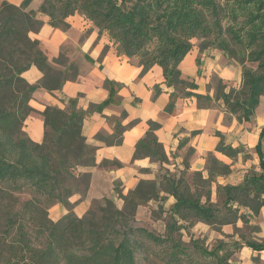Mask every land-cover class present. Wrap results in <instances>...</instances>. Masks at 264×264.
Returning <instances> with one entry per match:
<instances>
[{
	"label": "trees",
	"instance_id": "16d2710c",
	"mask_svg": "<svg viewBox=\"0 0 264 264\" xmlns=\"http://www.w3.org/2000/svg\"><path fill=\"white\" fill-rule=\"evenodd\" d=\"M31 2L0 3V264H137L142 239L171 248L162 251L168 254V264H203L200 258L209 264L210 260L233 264L229 257L242 242H222L208 249L192 239L191 249L184 250L173 239L132 227L128 220L137 206L170 195L171 211L178 219L208 225L245 222L241 208L256 214L264 204L263 158L260 172L249 171L234 185L219 184L216 176L228 173L229 166L209 153L206 177L201 171L184 170L176 178L164 173L158 182L141 179L127 194L119 195L122 209L112 199H104L98 215L90 208L82 217L49 218L48 209L71 193L75 168L94 164V149L81 135L85 111L46 106L36 112L29 105L37 88L58 89L67 77L28 33L40 26L37 13L47 15L48 23L62 30L69 27L67 17L78 13L99 35H107L118 55L141 65L142 72L153 65L162 68L164 82L173 90L169 108L178 95L194 96L199 107L220 103L238 121H247L264 96V0H42L36 11L27 9ZM194 39L201 51L214 47L238 63L240 82L213 77V96L192 92L197 85L181 76L178 63ZM32 65L43 73L35 84L21 76ZM159 90L156 85L155 92ZM33 113L43 119L41 142L23 130ZM156 127L149 122V130L136 143L134 158L147 155L168 161L153 133ZM216 150L229 157L238 152L223 140ZM256 150L262 156L259 145ZM212 183L216 196L223 197L221 205L211 201ZM248 244L256 247L254 242Z\"/></svg>",
	"mask_w": 264,
	"mask_h": 264
},
{
	"label": "crops",
	"instance_id": "0c3cea01",
	"mask_svg": "<svg viewBox=\"0 0 264 264\" xmlns=\"http://www.w3.org/2000/svg\"><path fill=\"white\" fill-rule=\"evenodd\" d=\"M8 1L20 5L22 0ZM41 1L32 0L27 9L36 11ZM37 16L42 23L38 30L28 33L29 37L39 41L48 61L64 75L74 74L66 75L67 79L58 89L37 88L29 105L36 112H42L46 106L85 111L81 135L94 149V164L77 166L71 193L63 202L54 203L48 209L52 220L57 221L69 213L82 217L104 199H112L117 206H122L120 194H127L141 179L158 182L165 171L178 174L184 170L188 173L201 171L206 177L209 153L229 166L228 173L216 176L219 184L234 185L241 182L247 172L262 170L264 96L260 97L253 116L247 121H238L220 103L199 107L194 96L178 95L169 108L173 90L165 84L160 66L153 65L142 72L141 65L118 55L107 35H99L97 29L78 13L67 17L69 27L66 30L52 27L47 15L37 13ZM60 55L65 58L64 62L55 63ZM178 69L183 78L197 85L191 91L199 94L213 96V77L236 84L241 80L238 63L214 47L201 51L196 39L178 63ZM21 76L29 84H35L43 73L32 65ZM156 85L160 88L158 92H155ZM149 122L158 124L153 133L167 155V162L147 155L133 157L136 143L149 130ZM23 130L30 139L41 142L44 137L42 117L37 113L28 116ZM221 140L237 148L236 156L229 157L216 150ZM257 145L262 156L256 150ZM214 189L215 183H212V194H215ZM167 197L172 204L174 198ZM240 212L245 215V223L237 219L234 226L226 224L223 228L232 233L231 241L241 240L232 231L234 228L244 224L256 228L248 241H243L240 249L230 255L229 261L233 264H264V204L256 214L247 208H241ZM249 242H254L256 247Z\"/></svg>",
	"mask_w": 264,
	"mask_h": 264
},
{
	"label": "rangeland",
	"instance_id": "374dc122",
	"mask_svg": "<svg viewBox=\"0 0 264 264\" xmlns=\"http://www.w3.org/2000/svg\"><path fill=\"white\" fill-rule=\"evenodd\" d=\"M39 21L42 23L40 19ZM58 59L59 62H64L65 58L62 59L60 55V58ZM70 74L72 76L74 73L71 72ZM70 74L67 73L66 75L68 76ZM165 173L174 175L175 178L179 176L178 172L169 173L168 171H165ZM189 176L190 175H186L187 178H189ZM72 185L73 183L71 186ZM167 199L168 197L166 195L165 199L160 200L162 203L153 200L137 206L134 215L128 220V224L135 228L148 230L162 238L173 239L175 242H178L179 246L184 250L191 249L192 239L196 240L199 244H203L208 249H215L219 243L231 241L230 236H232V233L224 231L223 229L226 224L208 225L204 222H195L194 219H178L173 215L170 207L171 204ZM222 199V196L217 197L216 194H211V201L215 202L217 200L215 203L218 205H221L220 203ZM100 205H102V203H96L90 210L98 215ZM122 207L123 205L117 206L119 209H122ZM67 215L71 214L69 213L65 216ZM65 216L58 220H65ZM234 223L235 222L227 224L234 226ZM255 228V225L244 224L241 228H234L232 231L236 232L238 237L241 238L239 242H247ZM165 248H168L166 252L171 251V248L166 247L165 244L159 245L147 239H142V247L137 253V264H168L166 262L168 254H166V252L165 254H162V251H164ZM200 260L203 264H209L207 261L208 259L200 258ZM210 262V264H215L211 260Z\"/></svg>",
	"mask_w": 264,
	"mask_h": 264
}]
</instances>
